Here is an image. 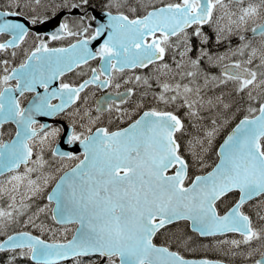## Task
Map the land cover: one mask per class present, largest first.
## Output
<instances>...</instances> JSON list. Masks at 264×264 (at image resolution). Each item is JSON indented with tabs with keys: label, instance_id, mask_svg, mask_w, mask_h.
Here are the masks:
<instances>
[{
	"label": "snow or ice",
	"instance_id": "1",
	"mask_svg": "<svg viewBox=\"0 0 264 264\" xmlns=\"http://www.w3.org/2000/svg\"><path fill=\"white\" fill-rule=\"evenodd\" d=\"M89 12L90 0H0L7 264H223L186 258V233L156 242L177 223L264 264V0H106ZM91 89L104 91L94 107ZM64 113L78 152L53 147L63 130L37 120Z\"/></svg>",
	"mask_w": 264,
	"mask_h": 264
},
{
	"label": "flooded vegetation",
	"instance_id": "2",
	"mask_svg": "<svg viewBox=\"0 0 264 264\" xmlns=\"http://www.w3.org/2000/svg\"><path fill=\"white\" fill-rule=\"evenodd\" d=\"M57 3H59V0H56ZM106 3V0H90V12L89 14L90 15H97L99 16L100 13H102L104 11V5ZM6 10V9H5ZM65 13L67 12V10L65 9L64 10ZM78 16H79V13L77 12L75 15L73 16H69L68 18L69 19H78ZM64 17L61 16L59 17V19H63ZM57 21H52V23H50L49 25L45 26V27H41L40 28V32L41 34H44V33H47V32H50L52 30V28L54 27V25L56 24ZM205 31L210 35L212 36L213 33L210 29H208L207 27L205 28ZM0 39H3V37H0ZM71 41V38H66V39H61V40H57V41H50V46H54V47H62V46H67V44ZM195 43V41H194ZM236 44L237 43V40H233V44ZM99 45L97 46H93V48L95 47H98ZM223 47H221L220 51H223ZM0 58H3L2 55H0ZM22 59V57H21ZM18 62V61H17ZM98 61H93L91 62L92 66H98ZM79 71V70H77ZM137 73L139 74L140 72H143V71H147V70H136ZM86 78V77H85ZM79 77L76 76V73L73 72V73H68L65 77H64V80L65 81H73V80H78ZM59 81L56 82V84H58ZM55 86V85H54ZM37 91L39 92H43V89H38ZM89 92V96H88V104L90 106H93L94 107V102L97 98H103L104 97V91L102 90H98V89H91V90H86ZM94 93V94H92ZM84 95V94H82ZM34 96V93H26L25 96L23 98H21L22 100V105L23 106H28L29 102L32 100V97ZM59 101H53V103H58ZM79 103V102H78ZM37 120L40 124H45V125H48L50 128H61L62 129V126L60 124L57 123L58 120H63L65 121L67 124H71V121H70V118L69 116L64 113V114H57L55 116H39L37 117ZM121 126H126V125H121ZM5 132H6V135H5V139H10L14 136V131H15V125L12 124V123H8L5 125ZM61 134L62 132L60 133V136H58L56 138V142L53 144V147L56 146V144L58 143V141L60 140V137H61ZM65 149L63 151H70L72 152V149H73V146H70L68 144H63L62 145ZM43 201H47L46 199H42ZM39 203L41 202V200L39 199L38 200ZM3 237H1L0 239H2Z\"/></svg>",
	"mask_w": 264,
	"mask_h": 264
},
{
	"label": "trees",
	"instance_id": "3",
	"mask_svg": "<svg viewBox=\"0 0 264 264\" xmlns=\"http://www.w3.org/2000/svg\"><path fill=\"white\" fill-rule=\"evenodd\" d=\"M186 228L184 226H177L175 227L173 230L170 231V234H164L163 236H159L157 238L158 243H163L164 239H166L167 237L172 236L173 233L177 234V235H181V234H185L186 233V238H190L189 243H191L193 241V239L191 237L188 236L187 230H185ZM168 230V229H167ZM166 232V231H165ZM197 237V236H196ZM198 238V237H197ZM213 240V239H212ZM171 243V242H170ZM176 247V246H175ZM177 248V247H176ZM211 251H218L220 252V249L217 248H210ZM199 254V253H197ZM0 261H2V258L0 257ZM18 264H33L32 262H30L28 259H22L18 261Z\"/></svg>",
	"mask_w": 264,
	"mask_h": 264
},
{
	"label": "rangeland",
	"instance_id": "4",
	"mask_svg": "<svg viewBox=\"0 0 264 264\" xmlns=\"http://www.w3.org/2000/svg\"><path fill=\"white\" fill-rule=\"evenodd\" d=\"M234 45H235V43H234ZM215 71V70H214ZM227 91H228V89H225V92L227 93ZM41 200V202L39 203V201H37V203L40 205V206H43V205H45V204H47V203H45L42 199H40ZM34 208H35V205H33V210H34ZM41 219L42 220H44V222L46 223V224H49V225H51L52 227H54V228H58L59 226H55V225H53V224H51L50 222H48V220H47V218L43 215V214H41ZM16 229H20L21 228V225H15L14 226ZM72 228H74L73 226H71ZM11 230L12 229H9V231L11 232ZM28 230H31V231H34V232H36L37 230H35V229H28ZM70 234L71 233H69V236H70ZM1 238V237H0ZM2 258L3 259H7L8 258V254H6V258H5V256H2ZM4 261H0V264H2ZM65 264H70V262H66Z\"/></svg>",
	"mask_w": 264,
	"mask_h": 264
},
{
	"label": "bare ground",
	"instance_id": "5",
	"mask_svg": "<svg viewBox=\"0 0 264 264\" xmlns=\"http://www.w3.org/2000/svg\"><path fill=\"white\" fill-rule=\"evenodd\" d=\"M34 232V231H33ZM2 256H5V258H6V254L5 253H0V257L2 258ZM8 259V258H7ZM7 259H3L2 258V261H4L2 264H7ZM30 261V260H29ZM30 262H32V261H30ZM33 263V262H32Z\"/></svg>",
	"mask_w": 264,
	"mask_h": 264
},
{
	"label": "water",
	"instance_id": "6",
	"mask_svg": "<svg viewBox=\"0 0 264 264\" xmlns=\"http://www.w3.org/2000/svg\"><path fill=\"white\" fill-rule=\"evenodd\" d=\"M66 133V129L64 131V134ZM64 138V136L61 138V140ZM188 259H200V258H188ZM223 264H226L225 262H223Z\"/></svg>",
	"mask_w": 264,
	"mask_h": 264
}]
</instances>
